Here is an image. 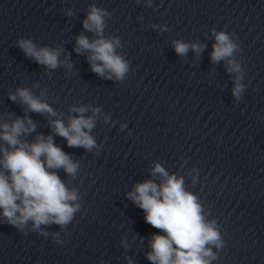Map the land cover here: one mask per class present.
Wrapping results in <instances>:
<instances>
[{
    "label": "clouds",
    "instance_id": "1",
    "mask_svg": "<svg viewBox=\"0 0 264 264\" xmlns=\"http://www.w3.org/2000/svg\"><path fill=\"white\" fill-rule=\"evenodd\" d=\"M136 2L150 8L153 0ZM65 14L75 15L72 9H66ZM111 19L112 13L106 8L89 4L82 20L83 31L75 36L73 50L78 55L87 53L91 71L97 76L124 82L130 63L118 51L123 48L121 38L106 35ZM138 19L142 21L143 17ZM150 27L161 33L170 31L165 24L153 23ZM209 31L214 39L210 60L213 64L224 63L233 78L232 95L239 102L246 91L245 69L237 59L241 52L239 37L215 27ZM16 44L25 57L49 72L59 68L73 70L71 54L61 45H38L30 37H20ZM171 44L182 58L190 50L199 58L206 48L203 43L182 39H173ZM48 95L47 88H41L38 81L7 93V98L21 107L23 115L0 113V223L13 226L24 235L34 232L63 244L61 233L67 231L82 208L83 195L72 185L81 165L79 159L55 142V137L63 138L69 148H83L99 155L103 146L97 143L93 129L97 121L109 125L115 122L110 113L92 103L71 104L67 113L57 110L48 102ZM31 113L46 117L50 129L47 134L37 131L38 122ZM126 128V123L120 124L121 131ZM61 171L70 179L62 178ZM147 171L150 178L135 183L125 194L143 211L145 222L158 230L148 239L146 259L150 264H213L226 242L217 219L209 218L210 210L186 183L188 177L195 186L199 170L185 169L181 164L178 171L170 172L154 160ZM53 225L59 231H50ZM144 240L145 237H140L141 245ZM120 245L124 249L130 247L126 235L121 236ZM125 260L127 264H135L130 256L125 255ZM100 264H104L103 260Z\"/></svg>",
    "mask_w": 264,
    "mask_h": 264
}]
</instances>
